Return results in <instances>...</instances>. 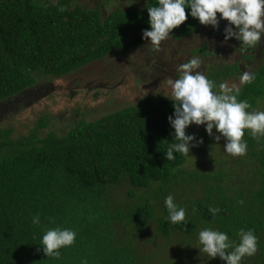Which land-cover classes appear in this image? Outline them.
Segmentation results:
<instances>
[{"label":"trees","instance_id":"1","mask_svg":"<svg viewBox=\"0 0 264 264\" xmlns=\"http://www.w3.org/2000/svg\"><path fill=\"white\" fill-rule=\"evenodd\" d=\"M108 1L91 7L88 0H0V106L6 109L43 82L41 76L61 77L140 46L143 32L151 30L147 7L158 0L106 12ZM199 27L203 24L189 15L170 36H194ZM254 51L243 54V61L246 55L255 58ZM260 51L255 80L239 88L238 99L251 105L248 111H259L264 101V48ZM232 65L240 72L238 61ZM230 68L207 74L216 91L238 74ZM173 104L147 97L94 120L79 119L62 133L39 134L48 128V116L27 136L13 138L0 130V264H163L158 257L166 252L182 258L189 249L199 252L198 233L206 227L226 232L237 243L241 229H252L258 251L242 264H264V136L245 130L247 153L234 161L240 171L224 169L228 160L214 156L208 160L220 167L211 172L180 153L167 160L164 152L175 142L168 119H175ZM204 132L199 139L208 145L211 136ZM186 135H192L190 126ZM124 181L130 201L122 204L114 189ZM168 195L186 208L187 223L170 222ZM210 209L219 211L213 215ZM37 214L39 225L33 223ZM56 227L72 229L76 240L59 250V258L46 257L39 244L45 231ZM198 252L201 262L207 255ZM207 258L201 263L226 264L218 256Z\"/></svg>","mask_w":264,"mask_h":264},{"label":"rangeland","instance_id":"2","mask_svg":"<svg viewBox=\"0 0 264 264\" xmlns=\"http://www.w3.org/2000/svg\"><path fill=\"white\" fill-rule=\"evenodd\" d=\"M100 1L88 0V6L96 7ZM120 4L142 5L143 2L139 0H110L104 4V10L108 12ZM199 28L208 30V25ZM225 30L222 31L221 38L217 35L208 38L206 35L199 36L197 34L173 40L170 36L161 42L159 49L145 39L140 46L135 47L127 54H111L104 61L88 64L67 75L51 80L41 76L39 79H42L43 82L14 98L6 109L0 106V130L9 131V136L13 138L27 136L37 126L41 117L48 116V128H41L39 134L42 136L46 129L62 133L68 131L79 119L94 120L114 110L142 103L147 97L168 98L165 94L170 96L171 89L167 80L178 78L180 75L177 71L178 66L194 57H198L202 61L198 71L203 72L206 76L207 74L211 76L209 71L212 72L218 67L222 69L225 65L234 69L236 66L232 63L238 61L241 64L240 72L234 69V72L238 74L226 78L224 83L231 89H239L242 85L240 77L243 72L246 70L252 73L262 62L260 49L264 48V36L256 45H259V48H255L256 46L252 47L253 50L248 48L242 53L239 49L241 42L234 43L235 37L225 40ZM224 45L227 46L224 47ZM198 48L202 49L201 53L198 52ZM234 48L236 49L233 50ZM223 49L225 54L221 52ZM254 50L259 54L253 59L246 55V59L243 61V54L253 53ZM258 109L259 111L264 110V101ZM190 127L195 139L190 143L193 146L187 157L190 160L195 158L199 161L200 164L196 166L199 170L211 172L212 169L220 167L219 164L215 165L208 160L209 157L214 156L217 160H228V163L226 162L223 166L224 169L235 167L240 171L234 162L237 156H232L224 151L226 140L215 128L210 135L211 143L207 145L201 144L199 139L203 131H205V135L208 134L206 126L193 123ZM217 136H220L219 141L215 139ZM128 188L130 185L124 181L114 189V196L121 199L122 204L130 201L126 195ZM167 245L170 244L167 243ZM170 246L174 248L173 245ZM192 246L198 247L197 243H193ZM182 247H187V245ZM188 251L190 252L185 254L186 258L184 256L183 258L174 257L168 252L158 258L163 260V264H174L173 260H177L176 264L208 263V258L204 255L203 260L200 258L202 263L197 260V257H201V254H196L197 250L189 249Z\"/></svg>","mask_w":264,"mask_h":264},{"label":"clouds","instance_id":"3","mask_svg":"<svg viewBox=\"0 0 264 264\" xmlns=\"http://www.w3.org/2000/svg\"><path fill=\"white\" fill-rule=\"evenodd\" d=\"M186 9L190 12L186 13ZM60 11H64L63 8ZM151 30L143 32V38L159 49L162 41L172 35L173 29L184 24L188 16L198 19L203 25L218 26L219 20H227L231 26L226 28L225 40L235 37L241 42L243 53L255 47L264 36V0H158V5L147 7ZM218 13L219 18H218ZM198 57L178 66L180 73L176 79L169 78L170 96L174 101L175 119L168 118L174 129V141L168 144L164 152L167 160H174V152L188 156L190 141L195 137L186 135V128L191 124L205 125L212 135L215 128L226 140L224 151L232 156H244L247 153V141L243 139L245 130H250L253 137L264 136V111H248L251 105L246 100H239V89H231L227 84L219 85L216 91L214 81L208 79L201 68ZM255 75L244 71L240 77L242 84H250ZM217 141L220 136L215 137ZM200 143H203L201 140ZM168 219L173 225L187 223L186 208L176 204L174 197L168 195L164 201ZM215 215L219 209H210ZM33 223L39 225L37 214ZM77 233L68 228H49L42 236L40 246L46 257L59 258L60 249L75 243ZM239 242L232 240L226 232L203 228L198 233L199 252L209 257L217 256L226 264H242L245 257L254 256L258 251V237L252 229H241ZM41 248H37L40 251Z\"/></svg>","mask_w":264,"mask_h":264},{"label":"flooded vegetation","instance_id":"4","mask_svg":"<svg viewBox=\"0 0 264 264\" xmlns=\"http://www.w3.org/2000/svg\"><path fill=\"white\" fill-rule=\"evenodd\" d=\"M220 15V14H219ZM219 18V16H218ZM264 19V18H262ZM231 26L233 29H235V26L234 25H229V22L226 20L224 21L223 19H220L219 20V23H218V26L216 27H213L211 25H208V30L205 31L203 28H199L198 31H197V34L199 36H202V35H206L208 38H211V37H215L216 35L219 36V38H221L223 35H222V31L225 30L227 27ZM223 29V30H222ZM201 32V33H200ZM204 32V33H202ZM195 34V35H197ZM234 38V37H232ZM212 42V41H211ZM237 42H240L238 40H235L234 43H237ZM227 45H224V47H226ZM255 48H259V45L256 46ZM236 48H234L233 50H235ZM221 52L223 54H225L224 52V49L221 50ZM227 54V53H226Z\"/></svg>","mask_w":264,"mask_h":264},{"label":"crops","instance_id":"5","mask_svg":"<svg viewBox=\"0 0 264 264\" xmlns=\"http://www.w3.org/2000/svg\"><path fill=\"white\" fill-rule=\"evenodd\" d=\"M205 31H207V30H205ZM189 37V36H188Z\"/></svg>","mask_w":264,"mask_h":264}]
</instances>
